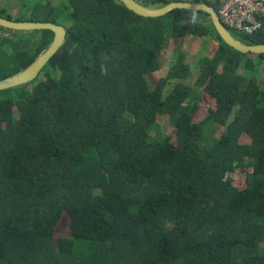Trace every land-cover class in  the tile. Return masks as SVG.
I'll use <instances>...</instances> for the list:
<instances>
[{"label":"trees","instance_id":"obj_1","mask_svg":"<svg viewBox=\"0 0 264 264\" xmlns=\"http://www.w3.org/2000/svg\"><path fill=\"white\" fill-rule=\"evenodd\" d=\"M137 1L218 9L209 0ZM67 2L6 17L63 24L67 34L45 80L0 91V264H264V87L251 58L264 53L232 49L201 11L146 18L120 0ZM0 30V81L54 39L50 30L33 31L37 40ZM238 35L264 43V19ZM188 36L217 48L197 71L201 94L215 103L203 121L186 83ZM166 116L174 146L173 136L152 138ZM245 172L243 181L229 177ZM65 216L72 236L57 237Z\"/></svg>","mask_w":264,"mask_h":264},{"label":"rangeland","instance_id":"obj_2","mask_svg":"<svg viewBox=\"0 0 264 264\" xmlns=\"http://www.w3.org/2000/svg\"><path fill=\"white\" fill-rule=\"evenodd\" d=\"M53 2L54 5H58L60 3H68V0H13V5L10 7L11 12L14 15H23L21 17L24 16H28V14H30V10L31 8L39 3V2H43L44 4L48 3V2ZM68 12V11H67ZM24 13V14H23ZM17 18V17H15ZM20 18V17H19ZM200 20H206L205 17H200ZM230 32L237 38H240V36L238 35V33H236L235 31L230 29ZM0 34H2L1 30H0ZM4 34H2L1 36H3ZM38 34L35 35V33H33V31H25V33H21V36H23V38H32V39H36L39 37H37ZM181 49L187 54V63L190 66V70H191V75L186 83L189 84L191 87H195V93H197L199 95V100L198 102L200 103L201 107L199 108V112L198 116H197V121H203L206 117V115H208L209 111L211 109H213L215 107V103L213 101V99H211L209 96L203 94H201V90L198 88V86L196 85V81H197V71H198V67H199V62L201 61L202 57L206 56V57H211L212 54L214 53V51L217 49L216 48V44L214 43L213 40H211L210 38L203 37V38H198V37H192V36H188L186 38L183 39L182 43H181ZM251 58L255 60L256 65L258 63L259 67L258 70L256 71V73H254L255 75H257L258 81L260 82V85L262 87H264V59L261 61L259 60V58L255 55ZM166 59H167V64L171 63L174 60V55H173V45L170 44L166 53ZM47 72V71H46ZM46 72L44 75H40V77L38 78V80H45L46 78ZM240 72H243L245 75L249 76V74H251L248 70H245L243 67L240 68ZM162 74H165V71L162 72ZM56 79H59L58 77H55ZM39 82L37 81L36 84H38ZM156 79H153L152 82L150 83L151 85V89L154 90V87L156 86ZM176 82L172 81L170 83V85L168 86V88L166 89V92L170 93L173 91V88L175 86ZM202 95V96H201ZM205 112V113H203ZM238 113V108H236L235 110H233V116L232 118L234 119V116H236ZM163 120L161 121V123L157 124L156 126L153 127L152 129V138L154 140L157 141H162L165 137H171L173 136V140H172V145H175L176 139H175V133L176 131L173 128V125L171 123V120L169 117H163ZM232 119V120H233ZM230 120L228 125L231 126L234 124V121ZM234 126V125H233ZM232 126V127H233ZM232 129L230 127H219V129L217 130V136L220 135L223 132H226L227 130ZM241 141L243 143H248L250 142V139L248 136H243ZM247 172V171H246ZM245 173L242 174V176H238L237 174H231L229 175L230 178L234 179V180H240L243 181L244 177H245ZM56 236H72V229H71V219L69 216H65L64 219L62 220V222L60 223L58 230H56Z\"/></svg>","mask_w":264,"mask_h":264},{"label":"water","instance_id":"obj_3","mask_svg":"<svg viewBox=\"0 0 264 264\" xmlns=\"http://www.w3.org/2000/svg\"><path fill=\"white\" fill-rule=\"evenodd\" d=\"M126 8L135 14L146 18H159L169 14L175 9L188 11H201L209 15L220 39L232 49L246 53H264V43L249 44L236 38L220 22L216 11L209 5L199 2H171L163 7H149L141 4L137 0H120ZM0 27L16 31H42L50 30L54 32V39L51 45L37 58V60L27 69L0 81V91L26 85L37 80L44 69L48 66L54 56L61 50L67 34V29L63 24L52 22L16 21L0 15Z\"/></svg>","mask_w":264,"mask_h":264},{"label":"built area","instance_id":"obj_4","mask_svg":"<svg viewBox=\"0 0 264 264\" xmlns=\"http://www.w3.org/2000/svg\"><path fill=\"white\" fill-rule=\"evenodd\" d=\"M217 3V15L227 28L240 34H250L261 27L264 0H209Z\"/></svg>","mask_w":264,"mask_h":264},{"label":"crops","instance_id":"obj_5","mask_svg":"<svg viewBox=\"0 0 264 264\" xmlns=\"http://www.w3.org/2000/svg\"><path fill=\"white\" fill-rule=\"evenodd\" d=\"M12 5H13V0H0V11L4 15V17H7L8 15H11L13 18L19 17L18 15H14L11 12L10 7ZM22 33H25V32H22Z\"/></svg>","mask_w":264,"mask_h":264},{"label":"clouds","instance_id":"obj_6","mask_svg":"<svg viewBox=\"0 0 264 264\" xmlns=\"http://www.w3.org/2000/svg\"><path fill=\"white\" fill-rule=\"evenodd\" d=\"M0 15H1V14H0ZM3 17H4V16H3ZM263 19H264V18H263ZM223 26H224V25H223ZM224 27H225V26H224ZM226 29H227V28H226ZM258 29H259V28H258ZM258 29H257V30H258ZM257 30H255V31H257ZM228 31L230 32V29H229ZM235 32H236V31H235ZM253 32H254V31H253ZM253 32H252V33H253ZM237 33H238V32H237ZM239 34H240V33H239ZM250 34H251V33H250ZM242 35H249V34H242ZM236 38H237V37H236ZM238 39H239V38H238Z\"/></svg>","mask_w":264,"mask_h":264}]
</instances>
